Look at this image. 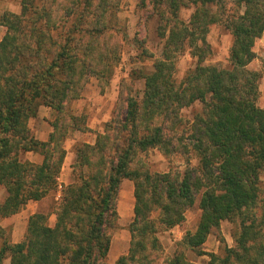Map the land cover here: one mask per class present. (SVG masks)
<instances>
[{"label":"trees","instance_id":"trees-1","mask_svg":"<svg viewBox=\"0 0 264 264\" xmlns=\"http://www.w3.org/2000/svg\"><path fill=\"white\" fill-rule=\"evenodd\" d=\"M225 1L150 0L165 41L162 58L140 76L142 94L131 95L128 85L124 96L121 85L114 114L95 146L76 148L73 172L86 167L87 175L80 174V183L64 191L54 228L46 226L44 216L34 215L18 244H11L0 228V264L6 255L10 264H105L124 179L134 185L135 216L128 226L129 251L115 264H153L150 253L160 249L155 234L179 226L198 195L197 229L186 233L180 246L204 255L200 247L210 231L227 220L238 225L235 247L223 246L220 256L210 254L209 264H264V109L256 105L261 75L246 69L264 34V0H228L239 12L227 15ZM121 2L50 0L54 9L48 11V0H22L20 15H3L8 32L0 43V185L9 192L0 206L3 217L56 185L62 140L67 128L79 124L65 103L77 99L91 78L101 89L107 85L121 47L107 37L106 16ZM216 4L220 13H211L208 6ZM190 6L195 12L189 23L171 26L166 36L170 20ZM215 21L232 37L230 69L203 65L210 54L207 27ZM188 49L196 63L177 82L175 60ZM39 105L57 112L48 143L35 142L27 130ZM195 106L199 110L187 119L183 112ZM154 149L166 157L185 155V169L150 173L136 158ZM29 150L43 155L41 166L18 161ZM190 153L196 166L189 165ZM167 264L187 262L177 252Z\"/></svg>","mask_w":264,"mask_h":264},{"label":"rangeland","instance_id":"rangeland-1","mask_svg":"<svg viewBox=\"0 0 264 264\" xmlns=\"http://www.w3.org/2000/svg\"><path fill=\"white\" fill-rule=\"evenodd\" d=\"M11 4L12 0H0V13H3L6 11L5 9H9L10 7L13 8ZM46 8L48 11L54 9L50 4V0H48ZM155 9H157V7L153 6L150 0H122L119 5L115 4V6L113 5L108 10L109 13H107L106 16L109 27L107 37H109L110 42L113 44L120 45L121 54L119 63L112 69V78H107V84L110 80L112 87L115 85L116 87H121L122 85L125 89L123 91L124 96L129 94L128 89L130 90V88L128 85H131V92H133L131 95L137 94L140 96L144 86V81L140 79L141 74L151 72L155 59L162 58V48L165 39H161L159 36V19L154 13ZM208 9L211 13H220L221 11L217 4L208 6ZM233 11L239 12L230 1H225L224 14H231ZM194 12L195 8L193 6L185 9L181 8L177 20H170L168 23L165 35H168V29L173 25L179 27V23L188 24ZM242 12L243 9L240 10L239 14H242ZM207 28L208 32L205 37V43L210 49V54L203 65L230 69L229 51L232 45L231 35L221 23H217L216 21ZM196 44L201 46L202 41L199 40ZM253 50L255 58L246 69L248 71L259 72L261 75L259 80L260 95L256 105L264 109V66L262 63L264 59V34L255 42ZM189 51L191 50L188 49L175 60V80L177 82H180L185 74L190 69L194 68L196 63V60L192 58ZM113 90H115V87ZM118 90L120 91V88H118ZM195 110H199V107L195 106L194 108L187 109L183 112V115L191 120ZM124 115L125 109L119 112V119H123ZM85 118L86 115H83L82 119ZM189 157V165L196 166L197 160L195 156L190 153ZM185 158L186 156L183 154L166 157L158 150H150L144 154L139 153L136 160H141L145 163L150 173H166L172 170L183 171L185 169ZM261 180L264 182V174L261 175ZM199 200L200 195L196 197L194 205L184 213V221L179 226L174 227V229L176 228L174 232H171L173 228L169 230L160 229L157 231L155 237L160 244V249L150 253L148 258L150 261H153V264H167L177 252L183 253L187 264H209V255L212 254V252L218 249V253L220 251L222 253V241L224 238L220 228L213 231L211 230L212 232L210 231V236H207L208 238H206L205 244L200 247L204 255H198L180 246V242L183 240L185 234H193L197 229L201 215V211L198 208ZM149 219H152V217L150 216ZM126 224L116 220L113 228L109 230L108 234L111 233V235L114 236L122 230H127L128 226H126ZM150 237L149 235L145 236L143 241L149 240ZM145 244L147 243L145 242ZM128 248H130V245ZM128 251L129 249H127L126 252L128 253ZM148 252L149 251L146 250L145 253ZM142 262L146 263L147 261L143 260ZM105 264L109 263L106 261Z\"/></svg>","mask_w":264,"mask_h":264},{"label":"crops","instance_id":"crops-1","mask_svg":"<svg viewBox=\"0 0 264 264\" xmlns=\"http://www.w3.org/2000/svg\"><path fill=\"white\" fill-rule=\"evenodd\" d=\"M21 1L22 0H12L11 5L13 8L10 7L9 9H5L6 11L3 13H0V43L6 38L8 32L7 27L2 23V17L5 13H11L17 16L20 15L22 12ZM114 87L115 90H113ZM118 88L119 86L116 87V85L112 87V83H110L109 80V83L104 89H101L98 80L96 78H91L77 99L65 103L69 115L79 120V124L78 127L71 126L67 128L66 135L62 140L61 148L63 150V159L59 172L55 177L56 185L51 190H48L47 194L40 200L27 201L17 213L5 217L0 214V228L5 230L7 240L11 244H18L25 240L28 222L34 215L44 216L46 219V226L50 228L55 227L57 213L62 204L64 191L69 186L80 183V174L84 176L87 175L86 167H84L82 171L73 172V167L77 163L76 148L79 145L95 146L97 135L103 133L104 125L111 120L116 109L117 95L119 92ZM83 115H86L85 119H82ZM56 118L57 112L55 110L48 106L39 105L34 115L27 121L29 137L37 143H48L53 133V123H55ZM43 160V155L33 150L22 152L18 156L19 162L28 163L34 167L41 166ZM8 196L9 192L7 187L5 185H0V206L4 204ZM134 207L135 197L133 182L124 179L119 186L116 202L117 220L123 224L127 223L126 226H129L135 216ZM219 228L224 238L222 245L227 248H234V237L238 232V225L224 220L220 222ZM174 230H176V228H173L171 232H174ZM213 230L217 229H212V231ZM130 242L131 235L129 229L122 230L114 236L111 235L106 261L109 264H115L121 256L127 255L126 251L129 249ZM212 254L220 256L222 253L221 251L218 253L217 249V251L212 252ZM1 264H10V257L6 255Z\"/></svg>","mask_w":264,"mask_h":264}]
</instances>
